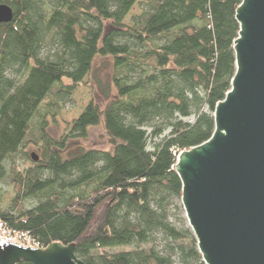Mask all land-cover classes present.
I'll use <instances>...</instances> for the list:
<instances>
[{
  "label": "trees",
  "instance_id": "trees-1",
  "mask_svg": "<svg viewBox=\"0 0 264 264\" xmlns=\"http://www.w3.org/2000/svg\"><path fill=\"white\" fill-rule=\"evenodd\" d=\"M136 2L0 0L13 11L0 23V178L36 200L0 219L45 247L74 242L88 264H205L177 215L182 183L173 167L180 151L214 132L215 105L235 74L242 0H149L126 25ZM98 57L111 67L106 83L94 73ZM91 75L102 102H89L42 165L17 178L15 156L30 134L46 137V117ZM100 122L110 149L63 155L65 141ZM165 129L149 151L148 137Z\"/></svg>",
  "mask_w": 264,
  "mask_h": 264
},
{
  "label": "water",
  "instance_id": "water-1",
  "mask_svg": "<svg viewBox=\"0 0 264 264\" xmlns=\"http://www.w3.org/2000/svg\"><path fill=\"white\" fill-rule=\"evenodd\" d=\"M237 7L235 74L215 105L214 132L180 151L173 167L205 264H264V0H242ZM12 19L11 6L0 3V23ZM74 248V242L41 249L9 243L0 245V264H88Z\"/></svg>",
  "mask_w": 264,
  "mask_h": 264
},
{
  "label": "rangeland",
  "instance_id": "rangeland-1",
  "mask_svg": "<svg viewBox=\"0 0 264 264\" xmlns=\"http://www.w3.org/2000/svg\"><path fill=\"white\" fill-rule=\"evenodd\" d=\"M149 2V0H137L132 9L129 11L128 15L123 20L126 25L132 24V17L139 15L143 6ZM105 58L98 57L94 63V73L97 74L101 81L106 83L107 74L109 73L111 67H108L104 62ZM93 75L84 78L81 85L77 86L76 91L67 99L61 110L58 112L56 118L51 116L46 117V127L45 133L46 137L41 139L37 134V131H33L30 134L31 142L26 145L25 149L15 156L16 158V169H18L19 176L25 179L28 170L35 169L37 164L42 165L41 161L48 158V153L50 149H55L54 143L60 142L65 139L71 127V121L78 118V116L83 112L82 110L91 101H96L97 103L102 102V91L97 88L93 80ZM193 116L187 117V120H193ZM148 134H151V129L145 127ZM170 132V129H165V132L155 139L148 137L147 149L149 151L153 150V143L159 141L161 138L166 136ZM65 152L63 155H67L69 151L77 150L82 148L83 150L91 149H105L111 148V143L109 142V137L105 131L103 122L99 125L92 126L88 130V135L86 137L70 138L65 141ZM34 154L38 157L37 162L31 157ZM8 171L9 169L6 168ZM26 188L18 185V182L12 181L9 176H4L0 178V211L7 212L16 210L20 205H24L26 208L36 205L35 197L30 194L24 196L26 193ZM181 201L176 200V204L179 206L180 210L177 211V215L181 216L182 219L186 220L184 215L183 205H180ZM179 224L178 220L175 221ZM187 222V220H186Z\"/></svg>",
  "mask_w": 264,
  "mask_h": 264
},
{
  "label": "built area",
  "instance_id": "built-area-1",
  "mask_svg": "<svg viewBox=\"0 0 264 264\" xmlns=\"http://www.w3.org/2000/svg\"><path fill=\"white\" fill-rule=\"evenodd\" d=\"M9 243L24 248L41 249L45 247L42 243H39L31 233L21 229L15 230L0 219V245L3 248V245L8 246Z\"/></svg>",
  "mask_w": 264,
  "mask_h": 264
}]
</instances>
